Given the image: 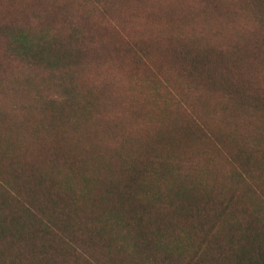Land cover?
Masks as SVG:
<instances>
[{
    "label": "trees",
    "instance_id": "trees-1",
    "mask_svg": "<svg viewBox=\"0 0 264 264\" xmlns=\"http://www.w3.org/2000/svg\"><path fill=\"white\" fill-rule=\"evenodd\" d=\"M118 1L0 18V264H264V0L224 2L216 21L194 0L183 33L154 0L153 37ZM211 20L233 38L209 44ZM106 51L108 78L70 85ZM89 125L101 156L75 141Z\"/></svg>",
    "mask_w": 264,
    "mask_h": 264
},
{
    "label": "rangeland",
    "instance_id": "rangeland-1",
    "mask_svg": "<svg viewBox=\"0 0 264 264\" xmlns=\"http://www.w3.org/2000/svg\"><path fill=\"white\" fill-rule=\"evenodd\" d=\"M31 0H11V4L8 6H4L0 4V18L6 16V9H10V11H14L17 9L20 10H25L29 9ZM164 3H166L169 7L172 9L168 10L171 13L172 16V25L170 26L171 30L174 32H184L185 27L187 26L185 21L181 19V16H186L193 14V12H199V15L201 17V14L203 12V8H200V10L197 9V6L195 4V1L201 5L200 0H162ZM224 2H231V0H209L206 2L208 7H211L209 13L214 15V20L216 21L219 18H223L224 20H227V14L226 10L224 9L223 11H219L217 9L218 6H223L222 4ZM118 6L114 10V17H120L124 16V18H119L123 24L128 23V28L132 29L133 32H136V30H145L150 36H154L155 28H154V22L151 20H146L147 17H149V14L154 10V0H119L118 1ZM14 7V8H13ZM12 8V9H11ZM167 8V7H166ZM5 12V13H4ZM214 21L211 20V23L209 27L213 29L214 34L216 35L217 39L214 38V41L212 42L210 39L209 44L214 45L218 41L225 39H232L234 36V32L231 29L230 26L227 25V23H224L222 26L213 28L211 24ZM124 26V25H123ZM121 29V28H120ZM106 38L113 37L116 35V31L110 27L106 30L105 32ZM92 56H96L94 58L90 59V69L85 67V70L81 72L79 77L75 79L74 83L70 84L71 86L74 85H79L83 89H87L90 86H94V80L97 79L98 76L101 78H108L109 75L111 74V67L112 63L115 61L117 58L116 56H111L108 51H106L105 54H91ZM148 61L151 63L152 60H154V52L149 53L147 55ZM92 61V62H91ZM104 61L105 65H100V63ZM104 66V69L102 70L101 68ZM19 74L23 73L25 68H16ZM34 73V77L42 83L43 79H45V74L39 73L40 71H32ZM106 89L110 90L112 92V97H110L108 100L111 102L115 100L118 102V104L125 109L124 106V99L123 98H117L114 97L117 93L115 90L114 86L112 84H106ZM79 95H83V92L79 91L77 92ZM1 95L0 94V101H1ZM119 108V106L117 107ZM87 133L82 134L80 138L76 139L75 141L78 142L79 144H84L89 146L91 142H96L98 145L95 146V148L100 147V152L99 156H101V152L103 151V146L105 143L106 138L102 136L101 131L99 128H97L94 125H89L87 129L85 130ZM27 134V133H26ZM30 136V134H27ZM94 149V148H93ZM90 162L91 164L93 163H100L101 160L98 161V150L95 149V151H91L89 155ZM216 160H217V165L218 160L220 159L221 155L219 154H214ZM209 157L212 159L213 154H209ZM87 161V160H86ZM89 164V161H87Z\"/></svg>",
    "mask_w": 264,
    "mask_h": 264
}]
</instances>
